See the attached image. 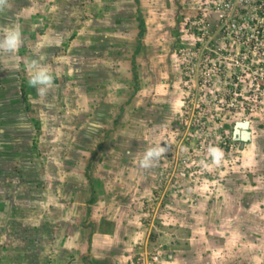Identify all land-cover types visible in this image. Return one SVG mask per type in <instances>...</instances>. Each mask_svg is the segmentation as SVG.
Masks as SVG:
<instances>
[{"label": "crops", "instance_id": "obj_1", "mask_svg": "<svg viewBox=\"0 0 264 264\" xmlns=\"http://www.w3.org/2000/svg\"><path fill=\"white\" fill-rule=\"evenodd\" d=\"M13 5L0 11L2 27L14 22L24 28L14 57H0V264H131L144 249L152 225L144 222L148 218L144 210L148 213L150 208L146 204L140 208V202L157 192L155 178L163 155L155 167L142 168L140 161L148 148L157 143L165 147V140L173 147L177 139L178 96L173 80L177 71L170 44L175 48L177 29L192 15L180 19L179 6L162 5L151 21L134 5L129 20L109 21L108 13L127 15L122 13L126 9H107L115 5L111 0L109 4L99 0L103 16L91 20L86 10L81 30L86 49L82 98L72 108L68 105L66 114L58 104L49 109L46 118L63 120L65 127L58 133L65 142L55 144L49 160L38 148L45 146L41 140L48 132L46 125L36 124L46 105L29 107L27 92L36 88L5 61L11 58L27 66L26 61L37 60L48 68L51 58L37 49L52 44L56 24L46 16L32 21L21 6ZM150 28L154 31L149 32ZM128 45L129 51L123 48ZM65 89L77 91L72 84ZM43 100L50 99L44 96ZM138 107L145 112L136 113ZM260 125H264V110L250 118L249 140L254 136L252 129ZM230 165L221 172L232 171ZM200 179L196 192L213 185L214 180ZM223 185L228 183L211 186L213 196L196 193L194 204L206 205L204 211L197 207L189 211L187 204L192 202L187 194L175 199L173 206L180 210L167 214L170 206H162L166 212L159 217L173 220L170 232L181 240L157 248L167 258L161 264H264V214L256 216V225L241 224L251 220L250 212L235 216L228 198H218ZM216 204L220 215L214 213ZM200 215V221L195 219ZM214 215L222 218L224 229L221 224L211 229L204 222L206 216ZM187 220L192 223L188 228ZM206 227L208 234H204ZM140 238H145L143 245ZM147 258H142L144 264Z\"/></svg>", "mask_w": 264, "mask_h": 264}, {"label": "built area", "instance_id": "obj_2", "mask_svg": "<svg viewBox=\"0 0 264 264\" xmlns=\"http://www.w3.org/2000/svg\"><path fill=\"white\" fill-rule=\"evenodd\" d=\"M195 9L172 53L177 139L160 160L157 192L146 206L173 205L201 177L220 174L241 147L232 138L233 124L264 110V0H197ZM210 147L222 150L219 164ZM145 255L142 250L131 264H144ZM160 260L149 254L147 264Z\"/></svg>", "mask_w": 264, "mask_h": 264}, {"label": "rangeland", "instance_id": "obj_3", "mask_svg": "<svg viewBox=\"0 0 264 264\" xmlns=\"http://www.w3.org/2000/svg\"><path fill=\"white\" fill-rule=\"evenodd\" d=\"M40 1L42 3H40ZM105 1L106 4L110 3V0H105ZM111 1L115 5H108L106 7L107 9L109 8L112 9L120 8L121 10L126 9L127 12H122V13L127 15L120 16V13L118 12L116 13L111 12L108 13L107 16L109 21H112L114 19L118 20L120 17H121L120 18L121 21L129 20V17H131L132 14L128 12L129 10L134 8V5L136 6V11L140 12V15L144 14L145 16H148L151 21L153 20L152 15L155 12V10H158L162 5L169 6L172 4V7L179 6L178 15H180V19H182V17L184 18V16L186 17V15H193L194 14L193 12L194 10H196L195 8L197 6V0H155V1L154 0H111ZM185 1H187L188 3L183 5L182 3H184ZM13 4L19 7L21 6L25 12H28L29 17L31 18L32 21H35L39 18L43 19L46 16L49 23L56 24V27L53 32L54 34L56 31V34L52 39V44L45 45L43 48H41V50L40 47L37 49L39 54L41 51L42 54H44L46 57L51 58V61L47 62L48 64L47 66L49 71L53 73V78L55 82H54V88L45 95V99H50V100H46L45 102L43 100L44 96L38 95L35 87H32L33 89H35V92H32L30 88L29 91L27 92V97L30 103L29 107L31 109L34 108L40 109L41 107L40 108L38 107L39 104L41 106L46 105L44 108H41L42 109L40 111V113L42 112L40 116L41 120H37L36 124L40 125V121H41L43 125H46L45 130H47L48 132L47 133L44 132L43 134L44 137L41 140V142H44L45 146L44 147L41 146L38 148H42L41 155H43V158L50 160L52 149H56L55 144H57L58 141H60L62 144L63 142H65V140L61 141L60 138H58V133L60 132V129H65V127L63 124H61L63 120H55V119L49 120V118L47 119L46 117L48 115V112H50L49 109L51 107H57V104L61 106L62 109L61 112L66 114V112L68 111L67 108L68 105H70L72 108L75 100L78 99L81 100L82 90H83L82 77L83 74L85 73L84 61L86 58L85 55L86 49L84 48L83 45V40L85 38V35L84 32L81 31L83 30L82 28L83 17L86 18L88 16L86 10L89 12L91 20L93 18H96L97 16L98 17L103 16L102 12L100 13L99 11V9H102V7H100L101 5H99V0H36V2L33 3H30L29 0H7V4L4 5L3 8L4 7L6 8L9 5H11V7H14ZM120 4L123 7H121ZM140 8H142L145 11L142 12ZM15 24L16 23L14 22L13 23L10 22L9 25H7L6 27L11 28L15 26ZM176 26L177 25H174V27ZM4 28L5 26L2 27V25H0V32H1L0 38H3ZM177 30L179 31V28ZM153 31L154 29L152 28L149 29V32H153ZM170 47L174 49L173 43L170 44ZM123 48H125V50L128 51L129 49H131L130 45L124 46ZM5 54L14 57L12 53H5L3 51H0V57H2ZM5 62L9 66H11V68L15 70V72L20 76L21 73H22V77L26 75L25 77L26 81L29 80L28 65L31 61H26L27 66H22L23 65L22 62L18 64V62H15V60L11 58L7 59ZM57 71L59 72L58 75H57ZM69 84H72L73 87H76L77 91L74 93L73 92L67 93L65 87H68ZM144 97L145 96H141V99H143ZM146 103L143 102L142 103L143 106H146L147 105ZM141 112H145V110H143V108L141 107H138L136 113H141ZM60 118H62V116H60ZM30 125L31 124H29V127L33 126ZM140 126L143 127V129H146L145 127L146 125L145 126L140 125ZM256 127L258 128V130L252 129V134L254 136L251 137V140L244 142L243 146L238 148L236 158L234 162L230 165V167L232 166L233 170L230 171L228 174L221 172L223 176L220 177L218 175L217 176L207 175L209 177H206L209 179V181L214 180L212 182L213 185L216 182L221 183V185L224 184L225 182L228 183L227 186L223 185L221 192L222 194L218 198L221 197L225 199L228 198L229 204H232V206L234 207L232 208L231 212L234 209L235 216L239 215V218L241 217L242 212H250L251 220L244 222L241 221L240 223L252 224V226L256 225V221H255L256 216L261 213L264 214V125L262 127L261 125ZM33 130H34L33 127L30 130L28 129V131H33ZM164 142H165V147L170 148L169 142L167 140H165ZM33 143L34 141L32 140V144ZM57 146L59 147V145ZM32 148L33 150H36V147H34L33 145ZM230 182L232 183L231 186H230ZM213 185H209V186L207 185L201 189L198 188V192H196L197 189H194L195 185L192 186V189L188 190L189 192L187 193V195H189V201L192 202L191 204H187L189 211L194 210L195 207H197L198 210L201 209L203 211L205 208H207L206 205L205 206L201 205L199 207L200 204L199 202L194 204L195 202H197L196 193H203V194H207L208 196L209 195L213 196L215 192L211 187ZM242 185H245L244 188L242 187ZM151 195L143 198V200L140 202V208L141 207H143V209L144 207L146 208L144 204L147 203L148 200H150ZM190 196H194V199H192ZM162 206L163 205H160L158 207V205L155 206V204L153 203L152 205L148 206V208L151 207L152 209L155 210L154 214L152 213L151 210L148 211V213H145L144 210V215L148 216L147 220L144 219L145 220L144 222L146 224L151 223L152 225L146 237L147 239L146 244L144 246V249L142 250L146 252V256L148 257L149 254L151 255L157 253L158 256H160L161 258L159 263L165 261L166 255L159 253L157 251V248L162 249L163 246L170 244L171 242H173V240H181L180 238L173 236L174 234L173 232H170V226L171 227L173 226L172 225L173 220H168L169 217L166 216H165L166 218L159 217V215H163L162 217H164V212H166L163 210ZM167 206H170L168 208L170 212H166L167 214L172 213L176 210H180L182 208L180 207L179 209L177 207L178 205L171 206L167 204ZM219 207L220 206L216 204L214 208L215 210L214 213L217 215L221 214L219 211ZM170 216L174 217L173 215ZM201 217L202 215L196 217L195 219L199 220ZM203 220H201V222H203ZM204 222L211 229H214L215 226L219 224H221L222 228L223 225H225L222 222V218L216 219V215H214V218L212 219L206 216ZM214 223L216 224L214 225ZM191 224L192 223H190L189 220L186 221L187 228L188 226H191ZM237 224L238 221L235 222L236 226ZM166 230L169 231L167 234H165ZM204 234H208L207 227L204 229ZM13 238L14 237H12L11 239ZM141 240H142L141 245H143L145 238H140V241ZM220 250H222V248H220Z\"/></svg>", "mask_w": 264, "mask_h": 264}, {"label": "clouds", "instance_id": "obj_4", "mask_svg": "<svg viewBox=\"0 0 264 264\" xmlns=\"http://www.w3.org/2000/svg\"><path fill=\"white\" fill-rule=\"evenodd\" d=\"M6 4L7 0H0V11L3 10V6ZM21 43L22 38L19 26L5 28L3 38H0V51L5 53H15L21 46ZM28 70V83L30 86L36 88L38 95L45 96L54 88V78L52 74L47 67L40 65L37 60H32L29 63ZM167 151L168 147H161L159 145L148 148L143 154L140 166L146 169L155 167L159 158ZM208 151L213 158V163L219 164L223 157L222 150L218 147H210Z\"/></svg>", "mask_w": 264, "mask_h": 264}, {"label": "water", "instance_id": "obj_5", "mask_svg": "<svg viewBox=\"0 0 264 264\" xmlns=\"http://www.w3.org/2000/svg\"><path fill=\"white\" fill-rule=\"evenodd\" d=\"M232 138L238 140L241 144L250 139L249 121H236L231 130Z\"/></svg>", "mask_w": 264, "mask_h": 264}, {"label": "trees", "instance_id": "obj_6", "mask_svg": "<svg viewBox=\"0 0 264 264\" xmlns=\"http://www.w3.org/2000/svg\"><path fill=\"white\" fill-rule=\"evenodd\" d=\"M139 24H140V28H139L140 30L139 31L141 32V20H139ZM19 26H20V30L24 29L23 26H21V24Z\"/></svg>", "mask_w": 264, "mask_h": 264}]
</instances>
